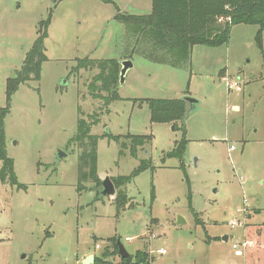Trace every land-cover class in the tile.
I'll return each instance as SVG.
<instances>
[{
  "label": "rangeland",
  "instance_id": "obj_1",
  "mask_svg": "<svg viewBox=\"0 0 264 264\" xmlns=\"http://www.w3.org/2000/svg\"><path fill=\"white\" fill-rule=\"evenodd\" d=\"M118 10L148 15L152 0H0V108L7 79L51 15L41 80L20 87L5 120L7 153L25 187L0 181V264H85L92 254L117 264L118 240L132 256L147 253L150 264H264L248 258L253 243L264 248V230L250 232L264 224V31L259 41L258 25L238 24L228 44L194 47L187 67L134 57L121 100L107 105L89 89L99 71L74 69L86 58L121 61ZM186 96L198 104L185 121L182 163L166 157L183 139L181 123L154 121L148 101ZM79 109L88 121L99 117L93 135L119 137L99 140L102 181L131 175L142 160L154 170L116 187L112 197H98L91 183L80 194V150L70 145ZM134 136L149 141L136 158Z\"/></svg>",
  "mask_w": 264,
  "mask_h": 264
},
{
  "label": "trees",
  "instance_id": "obj_2",
  "mask_svg": "<svg viewBox=\"0 0 264 264\" xmlns=\"http://www.w3.org/2000/svg\"><path fill=\"white\" fill-rule=\"evenodd\" d=\"M221 17L231 19V23L228 21L220 23ZM115 20L125 28L122 38L121 61L141 57L158 65L172 68L187 67L191 64L194 47L217 48L228 44L232 28L238 24L258 25L260 27L258 40L261 41V34L264 31V0H152V12L150 14L131 15L123 14L118 10ZM50 23L51 15L40 24L38 37L27 54L21 69L17 70L13 77L7 79V105L0 108V161L3 164L0 171V181L2 183L10 182L12 186L19 188L25 186L18 182L14 160L7 153L5 120L10 114L12 99L20 87L31 81L39 82L41 80L42 66L48 61L45 41L49 36ZM120 69L118 60L86 58L78 61L74 72L98 70L99 73L94 77L89 89L94 97L103 99L107 105H110L121 100L117 90ZM100 89L109 95L104 97L102 94H98ZM148 104L154 121L171 124L181 123L183 139L166 157L177 158L183 163L189 144V140L185 136L187 104L182 99L149 100ZM82 116L83 114L79 109L78 132L70 142V145H75L80 150L78 192L81 194L89 190L86 184L91 183L94 187L90 190L97 191L99 197L102 180L98 175V143L100 139L104 138L119 142V137L109 132H105L102 136L93 135L91 131L94 126L100 123L99 117H89L88 121ZM132 139L134 141L130 153L136 158L139 150L144 148L149 141L148 138L141 136H134ZM126 149L127 147L122 146L120 155H124ZM180 168L183 169L186 176V169ZM148 169L154 170L152 161L142 160L140 166L131 175L118 177L114 181L115 187L120 188L131 184L136 177ZM121 196L122 191L119 192L116 199L120 209L124 208V199ZM153 198L155 199V196ZM261 230H264V224L250 228L251 233L256 231L259 234ZM249 244L252 242L246 241L245 248H248ZM253 244L256 246V251L251 250L248 258L253 257L255 260H262L264 263V248L259 244ZM95 263L105 264L98 258ZM119 264H150V258L147 253L137 252L128 259H121Z\"/></svg>",
  "mask_w": 264,
  "mask_h": 264
},
{
  "label": "water",
  "instance_id": "obj_3",
  "mask_svg": "<svg viewBox=\"0 0 264 264\" xmlns=\"http://www.w3.org/2000/svg\"><path fill=\"white\" fill-rule=\"evenodd\" d=\"M120 66H121V69H120V74H119V86L117 90H120L121 87L125 84L127 74L133 68L134 64L132 60H122L120 61ZM182 100L188 106V112H187V118H188V114L196 108L198 101L190 96H186L182 98ZM59 157L61 159L65 157V155H63L62 153H59ZM99 194L102 198L112 197L116 194V187L110 178H106L104 181H102V187L99 191ZM183 224H184V220L180 218L179 225H183ZM225 240H227V238H225ZM117 247H118V253H119L118 255L121 259L123 260L128 259L131 256L130 253L124 247V245L120 242V240L117 241ZM94 262H95V257L91 255L88 257V259H86L85 264H92Z\"/></svg>",
  "mask_w": 264,
  "mask_h": 264
},
{
  "label": "built area",
  "instance_id": "obj_4",
  "mask_svg": "<svg viewBox=\"0 0 264 264\" xmlns=\"http://www.w3.org/2000/svg\"><path fill=\"white\" fill-rule=\"evenodd\" d=\"M227 21L231 23V19H226V18H224V17H221V18L219 19V22H220V23H224V22H227ZM236 86H237L236 83H234L233 85L230 84V83H227V87L229 88V90L234 89ZM233 149H234V148L232 147L231 150H233ZM237 226H240V223H238V222H233L231 227H232V228H235V227H237ZM153 237L155 238L156 235H153ZM130 240H131L130 238H127V239H126V241H130ZM244 246H245V245H244ZM233 248H234L235 250H237L236 253L240 254L239 246H238V245H234ZM160 253L164 255V254H166V251H165L164 249H161V250H160Z\"/></svg>",
  "mask_w": 264,
  "mask_h": 264
},
{
  "label": "crops",
  "instance_id": "obj_5",
  "mask_svg": "<svg viewBox=\"0 0 264 264\" xmlns=\"http://www.w3.org/2000/svg\"><path fill=\"white\" fill-rule=\"evenodd\" d=\"M225 238H227V240H228V237H227V236H226ZM225 238H224V239H225ZM227 240H226V241H227ZM236 254H238V253H236ZM92 255H93V254H92ZM238 255H240V256H241V255H242V252L240 251V254H238ZM85 261H86V259H84V261H83V262L85 263ZM117 264H119V263H117Z\"/></svg>",
  "mask_w": 264,
  "mask_h": 264
}]
</instances>
